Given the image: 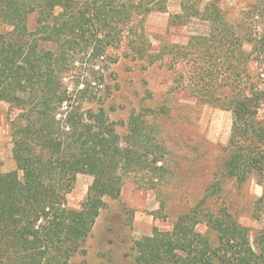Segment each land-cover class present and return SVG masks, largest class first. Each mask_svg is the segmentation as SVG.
I'll return each mask as SVG.
<instances>
[{"label":"trees","instance_id":"trees-1","mask_svg":"<svg viewBox=\"0 0 264 264\" xmlns=\"http://www.w3.org/2000/svg\"><path fill=\"white\" fill-rule=\"evenodd\" d=\"M165 2L0 0V25L10 26L0 31V103L16 111L10 119L15 169H0V264H73L71 256L89 235L104 198L119 197L123 177L164 171V147L148 120L153 109L130 113L120 134L102 107L82 106L94 97H85L86 87L69 90L64 81L80 59H99L123 41L133 56L150 63L165 54L191 61L185 85L190 94L198 101H223L232 114L223 174L238 184L253 177L264 188V121L258 119L264 91L250 71V62L264 61V0L243 11L242 40L213 1L201 13L206 34L147 55L143 19L165 10ZM182 8L185 13V3ZM77 174L92 181L75 209L67 207L66 195ZM220 189L213 182L169 230L154 228L135 240V264H264L263 231L251 239L226 205L205 209L206 199ZM255 208H264L262 197ZM200 223L207 233L196 229Z\"/></svg>","mask_w":264,"mask_h":264},{"label":"rangeland","instance_id":"rangeland-1","mask_svg":"<svg viewBox=\"0 0 264 264\" xmlns=\"http://www.w3.org/2000/svg\"><path fill=\"white\" fill-rule=\"evenodd\" d=\"M213 1L242 40V14L253 0H166L165 10H152L143 19V31L150 44L149 49L148 44L143 47L147 48L146 54L158 55L162 47L185 45L190 37L206 34L208 26L201 13ZM183 3L187 6L185 13ZM28 25L34 27V15L28 18ZM260 26L261 23L256 27L258 31ZM8 29L10 26L0 25V31ZM126 44L123 41L118 47L107 48L106 56L96 60L80 59L64 81L69 90L86 87L85 97H94L83 99L82 106L102 107L120 134L130 113L142 107L153 109L148 120L154 128L152 135L164 147L160 162L164 171H160V176L146 171L125 175L119 197L104 198L89 235L79 243L70 262L135 264V240L151 235L154 228L169 230L176 217L194 206L213 182H219L221 189L206 199V210H215L222 203L239 223L249 228L251 239L256 232H264V208H255L259 197L264 205V188L253 177L238 184L223 174L231 111L222 107L223 101H198L190 94L185 87L192 65L188 58L181 61L165 54L150 63V59L133 56ZM243 49L248 52L251 45L243 42ZM250 71L258 75L259 88L264 91V61L250 62ZM15 114L6 103H0L3 172L15 169L10 129V119ZM258 119L264 121V107ZM262 146L264 149V143ZM91 181L89 174L76 175L66 195L67 207H80ZM196 229L208 232L202 223Z\"/></svg>","mask_w":264,"mask_h":264}]
</instances>
